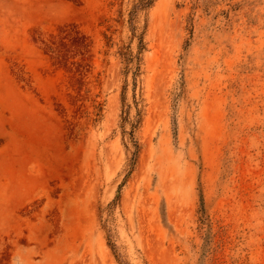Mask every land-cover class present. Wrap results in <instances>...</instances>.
<instances>
[{
	"label": "rangeland",
	"instance_id": "rangeland-1",
	"mask_svg": "<svg viewBox=\"0 0 264 264\" xmlns=\"http://www.w3.org/2000/svg\"><path fill=\"white\" fill-rule=\"evenodd\" d=\"M46 1L0 29V264H264V0Z\"/></svg>",
	"mask_w": 264,
	"mask_h": 264
},
{
	"label": "crops",
	"instance_id": "crops-1",
	"mask_svg": "<svg viewBox=\"0 0 264 264\" xmlns=\"http://www.w3.org/2000/svg\"><path fill=\"white\" fill-rule=\"evenodd\" d=\"M38 3V0H0V29H21L22 27L36 26V23H32V21L38 18L37 12L39 10L41 12L49 11V8H38ZM46 4H48V0ZM0 42L6 43L11 40L2 39ZM40 244L43 243L40 241ZM21 251V264H25L29 257L37 254L38 246L23 247ZM30 264H49V250L46 249L42 253L40 260L36 259Z\"/></svg>",
	"mask_w": 264,
	"mask_h": 264
},
{
	"label": "bare ground",
	"instance_id": "bare-ground-1",
	"mask_svg": "<svg viewBox=\"0 0 264 264\" xmlns=\"http://www.w3.org/2000/svg\"><path fill=\"white\" fill-rule=\"evenodd\" d=\"M9 142H8V149H11V147L13 146V142H12V140H11V138L9 137ZM33 179H31L30 180V183L29 184H33V182L34 181H32ZM35 181H39V179L38 178H35ZM9 182V181H8ZM7 187H10L11 189H13V192L17 189V188H20V189H22V192L24 193H27L28 191H27V189H28V187H24V185H8ZM3 191V190H2ZM1 191V192H2ZM5 191H7L6 189H5ZM7 193V192H6ZM22 193V194H23ZM1 204V203H0ZM4 213H6V210L3 212V219L2 218H0V228H3L4 227V222H5V220H6V218L4 217Z\"/></svg>",
	"mask_w": 264,
	"mask_h": 264
}]
</instances>
